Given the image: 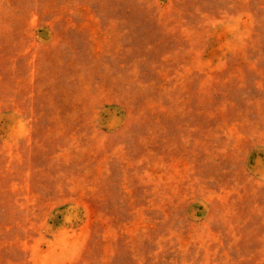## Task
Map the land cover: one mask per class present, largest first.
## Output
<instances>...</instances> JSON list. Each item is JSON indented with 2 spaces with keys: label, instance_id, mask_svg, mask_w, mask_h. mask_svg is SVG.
<instances>
[{
  "label": "rangeland",
  "instance_id": "obj_1",
  "mask_svg": "<svg viewBox=\"0 0 264 264\" xmlns=\"http://www.w3.org/2000/svg\"><path fill=\"white\" fill-rule=\"evenodd\" d=\"M0 264H264V0H0Z\"/></svg>",
  "mask_w": 264,
  "mask_h": 264
}]
</instances>
